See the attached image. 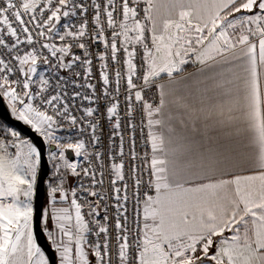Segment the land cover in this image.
<instances>
[{
	"label": "snow or ice",
	"instance_id": "snow-or-ice-1",
	"mask_svg": "<svg viewBox=\"0 0 264 264\" xmlns=\"http://www.w3.org/2000/svg\"><path fill=\"white\" fill-rule=\"evenodd\" d=\"M85 38L104 48L98 59L113 134L124 119L121 80L127 117L135 118L139 104L141 131L147 129V163L127 178L122 134L119 162L111 156L107 166L85 139L56 134L65 122L81 134L86 125L99 143L98 108L73 114L78 100L99 101L88 82L93 61ZM0 95L17 120L55 145L49 155L60 180L49 188L41 220L57 264H92L90 257L96 264H264V0H0ZM128 127L135 160L137 125ZM7 133L0 139V264H52L34 227L40 150L18 131ZM64 174L90 184L66 188ZM112 198L114 216L105 204L101 218L100 202Z\"/></svg>",
	"mask_w": 264,
	"mask_h": 264
},
{
	"label": "built area",
	"instance_id": "built-area-1",
	"mask_svg": "<svg viewBox=\"0 0 264 264\" xmlns=\"http://www.w3.org/2000/svg\"><path fill=\"white\" fill-rule=\"evenodd\" d=\"M83 2L85 4H91L92 0H83ZM80 13H77V16H79ZM88 19H89V28L91 29L93 26V12L90 10L89 13H87ZM66 20L62 19L61 20V24L65 23ZM73 23L77 24L79 23V20H77L76 18H73ZM35 31V30H34ZM110 34V32H109ZM57 44L60 43V41L58 40V38L55 41ZM81 42H86L88 44V51L90 53H92V76L90 78V80L88 82H91L95 85L96 88V95L99 97V101L98 102H94L92 104H89L87 101L84 102H79V100L76 103V111L73 113L75 115L79 117L84 116L83 111H81L80 109L84 108V107H95L98 108V111L96 113L95 119L99 122L98 123V128H97V132L96 135L99 136V143H95L90 141V136H91V132L90 130L87 129V126L85 125V131L84 133H80L76 128H72L70 127L66 122L64 123V126L60 129L57 130L56 134L60 137H73V139L79 137V138H83L85 139L86 142L89 143V148L88 151L90 153L94 152V151H99L104 153V158L106 161V166L108 163V157L111 156H117V162H119V157H118V153H119V146H120V134L123 135V148H124V161H125V174H126V178L129 175V169L132 167H135L137 169H139L141 166L146 165V161L143 159L144 153L148 152L150 154V146H148L145 141L147 138V129L144 128L143 131H141V127H140V106L139 104H137L135 106V113H134V119L127 117V103L125 101V96H126V84L123 80H121V86H120V91L118 94V99L120 101V116L124 119L121 120V128L119 130H117V132L119 134L114 135L113 134V128L112 125L114 124V120L109 121L107 118V112H106V108L108 106H110V101L108 97H105L104 95V88L106 87L103 84V80L101 77V64L102 61L100 59H98V56L101 52L104 51L103 45L100 42H93L91 39L89 38H85L84 41ZM35 47L39 48L40 44L37 43L34 45ZM22 49L24 51H28L30 50L29 47H25V46H21ZM73 52L76 55H81L82 56V50H80L77 47H73ZM47 51L44 52V55H47ZM123 54H121L122 56ZM137 62L139 63V59L137 60ZM45 67L44 65H41V70H43ZM83 68L80 66H75L73 71H78V72H83ZM108 70L110 73V80L113 79L112 77V73H114V71L116 70V65L114 64L113 61L109 60L108 61ZM121 71L123 72L124 69L121 68ZM61 75L64 76H68L71 75L70 72L66 71V70H62L60 72ZM79 83L84 84L85 81L83 79H79L78 80ZM136 83H140V81H136ZM113 85L108 86V91L112 93V95H117L114 91H113ZM80 91H82L84 94H91L89 90L85 89V88H81L79 89ZM155 93V89H151V90H146L144 95L146 99H151L153 97ZM7 99V98H6ZM91 119V118H89ZM79 123V120H78ZM129 123H135L137 125L136 131H135V145H134V150L137 154V158L135 160H133L130 156V153L132 151V144L130 143V141L133 138V132L132 130L128 127ZM23 137V136H21ZM7 138L6 134L2 131V129L0 128V139H5ZM24 138V137H23ZM29 139V138H27ZM30 140V139H29ZM62 142H66V141H62ZM47 148H48V158L50 160L51 163V174L48 178V192H49V188L50 186H55L59 180H60V176L57 175L55 173V162L51 159L50 155H49V151H56L55 149V145H49L47 143ZM68 158L69 159H75L71 158L68 154ZM82 160V158H80ZM84 166L87 167V162L83 161ZM65 177L67 176L66 174H64ZM105 182H104V190L107 191L109 193V195L111 196V189L109 187V180L111 179V177L109 175H105ZM144 179H147V173L144 174ZM83 183L85 187H88L90 184V180L87 177H75L72 181V185L71 187H78L79 183ZM129 183V196L131 197L132 195V181L128 180ZM78 195L81 197V202L83 203V197H84V193H78ZM94 199V198H89ZM105 204L108 205V213L111 216H114L115 214V199H109L107 201H101L100 202V211H101V218L104 215V206ZM129 226H131V220H132V201L130 199L129 204ZM85 212H87V206L85 207ZM101 222L103 223L104 221L101 220ZM109 223V235L112 234L113 229L111 226V219L108 221ZM93 228V233L89 235V242H93L96 237H95V225H92ZM104 234H101L100 236V242L102 243L104 241ZM114 241H112V246L114 249ZM92 264H96V261L94 259V262Z\"/></svg>",
	"mask_w": 264,
	"mask_h": 264
},
{
	"label": "water",
	"instance_id": "water-1",
	"mask_svg": "<svg viewBox=\"0 0 264 264\" xmlns=\"http://www.w3.org/2000/svg\"><path fill=\"white\" fill-rule=\"evenodd\" d=\"M0 118L6 123L18 128L21 134L27 136L32 141V143L40 150V166L37 174L34 198V227L39 244L49 256L52 264H57V255L52 248L51 241H49L47 238L46 232L43 230L44 224L41 220L42 212L46 209L48 178L51 174V163L47 154V141H45L44 138L31 126L17 120L12 115L7 99L2 95H0ZM68 154L71 158H74L72 152H69Z\"/></svg>",
	"mask_w": 264,
	"mask_h": 264
},
{
	"label": "rangeland",
	"instance_id": "rangeland-1",
	"mask_svg": "<svg viewBox=\"0 0 264 264\" xmlns=\"http://www.w3.org/2000/svg\"><path fill=\"white\" fill-rule=\"evenodd\" d=\"M0 128L2 129V131L6 134V136H8V133H7V129H9V128H11V129H13V130H15V131H18L20 134H21V132L18 130V128H16L15 126H13V125H10V124H8V123H6L4 120H2L1 118H0ZM21 136H22V134H21ZM73 179H74V176H66L65 177V184H64V187H71V185H72V181H73ZM59 195V194H58ZM34 198H35V196H34ZM49 207V201H48V205H47V208ZM44 227H45V225H44ZM47 227L49 228V229H52L53 228V221L51 220V219H49L48 220V222H47ZM90 259L92 260V263L94 262V258L93 257H90Z\"/></svg>",
	"mask_w": 264,
	"mask_h": 264
},
{
	"label": "crops",
	"instance_id": "crops-1",
	"mask_svg": "<svg viewBox=\"0 0 264 264\" xmlns=\"http://www.w3.org/2000/svg\"><path fill=\"white\" fill-rule=\"evenodd\" d=\"M186 68H187V71H189V72H192V71L195 70L194 66L191 65V64L187 65ZM24 138H25V137H24ZM25 139H27V138H25ZM37 174H38V173H37ZM36 180H37V179H36ZM35 187H36V185H35Z\"/></svg>",
	"mask_w": 264,
	"mask_h": 264
},
{
	"label": "trees",
	"instance_id": "trees-1",
	"mask_svg": "<svg viewBox=\"0 0 264 264\" xmlns=\"http://www.w3.org/2000/svg\"><path fill=\"white\" fill-rule=\"evenodd\" d=\"M22 136L25 137V138H28L25 135H22ZM48 201H49V192L47 193V198H46V209H47Z\"/></svg>",
	"mask_w": 264,
	"mask_h": 264
}]
</instances>
